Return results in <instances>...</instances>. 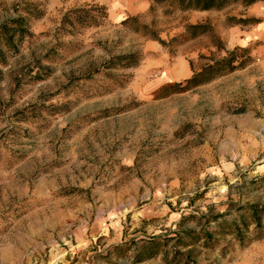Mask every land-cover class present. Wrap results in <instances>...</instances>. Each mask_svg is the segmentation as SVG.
<instances>
[{"label": "rangeland", "instance_id": "1", "mask_svg": "<svg viewBox=\"0 0 264 264\" xmlns=\"http://www.w3.org/2000/svg\"><path fill=\"white\" fill-rule=\"evenodd\" d=\"M27 4L42 11L30 35L16 50L0 38V264H163L134 260L184 218L199 228L231 205L264 204V2L179 12L152 0H0V28ZM88 5L106 7V25L59 31L63 13ZM127 17L166 46L121 26ZM195 24L220 49L210 34L188 40ZM235 47L250 52L244 69L157 95ZM132 51L139 66L106 79L109 58ZM230 239L196 245L189 264H264V239Z\"/></svg>", "mask_w": 264, "mask_h": 264}, {"label": "trees", "instance_id": "2", "mask_svg": "<svg viewBox=\"0 0 264 264\" xmlns=\"http://www.w3.org/2000/svg\"><path fill=\"white\" fill-rule=\"evenodd\" d=\"M154 3H168L172 10L179 12H208L222 11L233 5L250 7L264 0H152ZM23 15H17L4 22L0 28V38L4 39V44L10 49L16 50L17 42L22 41L29 36L27 24L30 20H38L42 17V11L35 5L27 4L22 7ZM235 24L246 25L248 20L233 19ZM59 25V31L69 35L82 34L83 32L99 28L108 22V13L105 6L88 5L87 7L73 8L62 14ZM120 25L130 29L134 34L141 35L146 39L156 41L162 46H166L163 40L159 38L158 33L142 24L135 17H127L120 22ZM211 35L213 45L220 49L221 43L217 36L211 33V28L207 24L186 25L185 36L188 40L196 39L203 35ZM144 55L141 51H132L126 54L115 55L109 58L104 65L103 75L109 81L116 82L125 78L126 75L116 73L128 69L136 68L143 61ZM252 58L246 48L235 47L227 51L226 55L218 60H211V63L202 66L192 76L184 79L182 82L170 83L161 86L157 95L160 98L185 93L197 87L208 84L226 74L232 73L237 69H244ZM264 182V176L259 179ZM233 206V205H231ZM228 207L225 214L206 215L205 223L199 225V228H182L183 220L178 224V230L173 236L161 239H153L145 242L137 251L134 263H142L146 260L162 257L163 264H189L193 250L196 245L209 250L218 247L221 239L231 237L229 245L237 244L245 246L249 241H260L264 239V204L253 203L237 207L234 214L231 213L232 207ZM228 217V218H226ZM193 219L192 216L187 217ZM211 224H213L211 226ZM173 244L169 246V243ZM123 245L116 246V250H122ZM182 247L185 251L179 250ZM222 254L224 252L221 250Z\"/></svg>", "mask_w": 264, "mask_h": 264}, {"label": "crops", "instance_id": "3", "mask_svg": "<svg viewBox=\"0 0 264 264\" xmlns=\"http://www.w3.org/2000/svg\"><path fill=\"white\" fill-rule=\"evenodd\" d=\"M166 78H167V79H165V80H161L160 82H158V83L156 84V87L163 85L165 82H169V81L173 80V79H171L170 77H166Z\"/></svg>", "mask_w": 264, "mask_h": 264}]
</instances>
